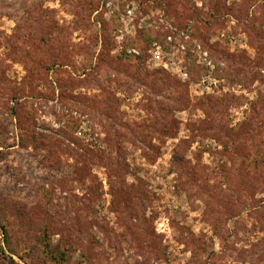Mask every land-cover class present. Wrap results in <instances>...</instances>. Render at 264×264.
I'll list each match as a JSON object with an SVG mask.
<instances>
[{
    "label": "rangeland",
    "instance_id": "374dc122",
    "mask_svg": "<svg viewBox=\"0 0 264 264\" xmlns=\"http://www.w3.org/2000/svg\"><path fill=\"white\" fill-rule=\"evenodd\" d=\"M0 264H264V0H0Z\"/></svg>",
    "mask_w": 264,
    "mask_h": 264
}]
</instances>
